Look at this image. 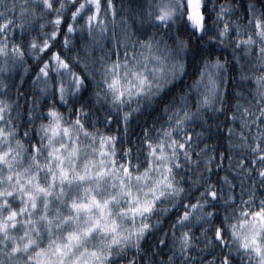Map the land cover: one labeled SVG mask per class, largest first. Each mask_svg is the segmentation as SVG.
I'll return each mask as SVG.
<instances>
[{
  "label": "clouds",
  "instance_id": "obj_1",
  "mask_svg": "<svg viewBox=\"0 0 264 264\" xmlns=\"http://www.w3.org/2000/svg\"><path fill=\"white\" fill-rule=\"evenodd\" d=\"M261 169L264 0H0V264H259Z\"/></svg>",
  "mask_w": 264,
  "mask_h": 264
},
{
  "label": "snow or ice",
  "instance_id": "obj_2",
  "mask_svg": "<svg viewBox=\"0 0 264 264\" xmlns=\"http://www.w3.org/2000/svg\"><path fill=\"white\" fill-rule=\"evenodd\" d=\"M168 14L169 13H168L167 4L162 2L161 5H160V16H158L157 19H161V20L162 19H165L168 16ZM93 19H95V15H93ZM196 24H197V30H199V21L198 20L196 21ZM151 46H152L151 45V42H149V47H151ZM61 64H63V61H61ZM213 67H215V64H213ZM132 74L134 76L137 75V73L135 71H133ZM139 80H140L141 83H143V77L142 76L139 77ZM112 83L115 86V85L118 84V81L115 80V79H113ZM65 132H67V129H65ZM169 146L171 147V145H169ZM180 147L181 148H184L185 145L181 144ZM165 156H166V153L163 151V145H161V152L157 153V158L158 159H162ZM125 171L127 172L128 169L125 168ZM260 175L261 176H264V169H261ZM209 195L211 196V195H214V194L211 193V192H209ZM140 208H141V205L138 203L136 205V207H134V208L131 209V211L132 212H137L138 209H140ZM252 215L254 217L258 218L260 225L262 227H264V209H262L261 211L254 212V213H252ZM242 224H243V222H242ZM252 224H253V228H255L256 221H253ZM236 235H239V234L236 233ZM217 236L219 237V230H217ZM240 239H241V247L242 248H246L248 245L244 242V238H240ZM248 242L251 243L252 245H256V243H257L256 240H255V238L252 236L251 233L249 234ZM252 251L255 252L257 254V256H260L259 264H264V256H261L260 255V249H259V247H253Z\"/></svg>",
  "mask_w": 264,
  "mask_h": 264
}]
</instances>
